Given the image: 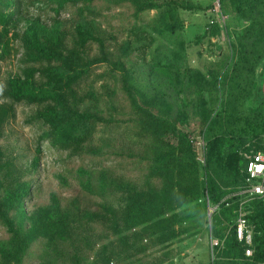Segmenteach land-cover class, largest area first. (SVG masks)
<instances>
[{
    "label": "trees",
    "instance_id": "trees-1",
    "mask_svg": "<svg viewBox=\"0 0 264 264\" xmlns=\"http://www.w3.org/2000/svg\"><path fill=\"white\" fill-rule=\"evenodd\" d=\"M24 1L35 3L0 0V70L1 62L18 50L16 43L21 48L20 72L9 75L5 83L0 81V139L16 117L17 104L36 107L28 121L41 129L38 153L47 141L79 159L77 186L103 201L91 211L75 198L64 203L52 192L48 202L28 210L34 179L0 145V224L8 234L0 240V264H25L34 246L40 247L39 264H61L64 257L81 264V246L93 250L98 241L94 264H115L116 255L119 261L127 260L124 264H177L171 246L208 223L209 204L219 206L211 219L212 235L220 240L212 264H264V198L245 204L253 227L251 256L236 235L241 196L227 198L243 181L239 172L245 159L238 147L264 132V0H220L224 15H237L248 25L240 32L238 45L232 46L236 60L230 75L226 69L227 73L213 78L227 95L216 114L202 100L211 81L200 69L183 71L181 60L169 63L179 72L176 97L166 96V104L159 105L141 99L127 65L145 34L140 25L143 14L161 9L172 22L154 30L171 40L182 28L179 9L206 8L183 0H50L55 4L51 20L31 18L20 27ZM123 7L130 10L128 36L136 43L128 39L109 46L92 22ZM69 8L75 9L74 14L62 19L61 13ZM214 29H219L218 23ZM94 43L98 53L91 55ZM99 65L108 70L94 76ZM96 79L103 80L102 92L86 88ZM119 96L122 105L116 103ZM180 96H194L193 103L200 100L195 117L206 124L202 132L208 144L205 164L197 159L190 134L181 127L184 122L176 103ZM115 128L123 129L122 139L129 134L133 146H119L105 136L95 138L100 129ZM114 160L128 163L140 177L116 173L108 165ZM38 164L36 156L34 173ZM112 195L119 197L118 204L108 200ZM154 248L166 251L154 257Z\"/></svg>",
    "mask_w": 264,
    "mask_h": 264
},
{
    "label": "rangeland",
    "instance_id": "rangeland-1",
    "mask_svg": "<svg viewBox=\"0 0 264 264\" xmlns=\"http://www.w3.org/2000/svg\"><path fill=\"white\" fill-rule=\"evenodd\" d=\"M183 1L206 9H179L177 16L182 22V28L178 32V36L176 35L171 40L154 30V27L160 29L166 22H172L164 16L161 9L143 14L144 21L140 25L142 24L141 28L145 27V34L142 40L137 43L134 38L128 36L131 17L129 15L130 10L126 7L113 8L111 11L106 12L107 16L105 18H99L92 23L96 28L101 29L109 46H114L116 42L121 43L128 39H133V43H136L137 48L128 60L127 65L133 72V82L137 86V93L142 100H150L160 105L166 104V96L176 97L175 85L178 82L179 72L169 66V63L174 60H181L183 71L187 67L198 68L210 79L211 82L207 86L202 100L212 113L216 114L222 110L227 95L224 90L219 91L218 86L212 82L213 78L215 75L221 76L226 72V69H228L227 72L230 75L236 60L233 56L232 46L238 45V36L243 28L248 25V22L237 15H224L219 0ZM53 7H55V4L51 3L50 0H35L34 4L24 1L21 14L18 17L20 27H23L27 20L31 18L40 17L45 21L51 20L55 15ZM227 9L231 11L232 5L228 4ZM74 10V8H69L67 11H63L61 18L66 20L74 14ZM215 23L219 24V29H214ZM70 26L71 24L67 23L69 29H71ZM112 37H117V41H114ZM16 48L18 50L14 51L10 58L1 62L0 81L2 83H5L9 75L20 72L21 48H19L18 43H16ZM89 51L91 55L97 54V44H91ZM157 61H161V65H156ZM107 70L106 65H99L94 71V76L96 73H103ZM106 79L108 80L109 77ZM102 85L103 80L96 79L94 83L89 82L86 88L93 87L102 92ZM193 98L194 96L188 98L180 96L176 103L178 113L184 122V124L180 123L181 127L190 134L197 151V159L200 163L205 164L208 144L204 140L202 132L206 124L202 120L196 119L195 111L199 109L200 100L198 101L195 98L197 101L193 103L191 101ZM116 103L122 105L123 99L121 96L116 99ZM105 104V101L100 103L102 107ZM35 109L34 106L23 103L17 104L16 117L11 119L5 126L4 135L0 139V145L9 154L16 157L18 164L24 168L27 176L34 179L33 195L28 202V210L48 202L52 192L59 194L64 203H68L72 198H75L82 208L91 211L98 210L103 199L83 192L75 182L74 178L80 163L79 159L68 157L66 152L51 147L47 141L42 142L41 152L38 153L37 148L41 129L39 125L28 121ZM122 130V128H115L114 131L100 129L95 138L98 140L105 136L113 139L114 143L119 146H133L129 134L125 135V139L121 138ZM249 144L264 146V132L250 136L246 142L238 147V154L242 156L243 161L244 154L249 149ZM36 156L39 158V164L34 173L32 162ZM86 163L90 164L88 161ZM108 165L116 173H123L134 179L139 178L141 175L140 172L133 170L126 162L114 160L109 161ZM242 169L243 166L239 172L241 179L243 177ZM61 175L65 179H62ZM241 186L242 183L239 188ZM108 200L118 204L119 197L112 195ZM206 219L208 223L206 222L199 228L197 234L171 246L176 254L177 264H212L215 255L211 248L212 221L210 223L208 209ZM7 235L5 227L0 224V240L6 238ZM91 239L95 241L96 237L93 236ZM99 244L98 241L93 250L82 244L81 264H94L95 251H97ZM114 251H119V248ZM165 251L166 249L154 248L152 256L158 257ZM39 252L40 247L34 246L33 252L28 255L25 264H39ZM115 260V264H124L127 261H119L118 255H116ZM61 264L75 263H72L69 257H64L61 259Z\"/></svg>",
    "mask_w": 264,
    "mask_h": 264
},
{
    "label": "built area",
    "instance_id": "built-area-1",
    "mask_svg": "<svg viewBox=\"0 0 264 264\" xmlns=\"http://www.w3.org/2000/svg\"><path fill=\"white\" fill-rule=\"evenodd\" d=\"M244 159L245 164L242 169V186L237 192L232 193L227 198L235 195L241 196V204L236 222V235L239 241H243L247 244L246 255L251 256L253 254V249L251 248L253 241V227L247 220L245 204L257 198H264V146H252L249 144V149L244 154ZM218 208V205H213L211 207L209 204L208 214L210 223L212 214ZM210 241L214 254V249L219 246L220 240L211 235Z\"/></svg>",
    "mask_w": 264,
    "mask_h": 264
},
{
    "label": "water",
    "instance_id": "water-1",
    "mask_svg": "<svg viewBox=\"0 0 264 264\" xmlns=\"http://www.w3.org/2000/svg\"><path fill=\"white\" fill-rule=\"evenodd\" d=\"M219 2H220V0H219ZM210 216H211V212H210Z\"/></svg>",
    "mask_w": 264,
    "mask_h": 264
}]
</instances>
